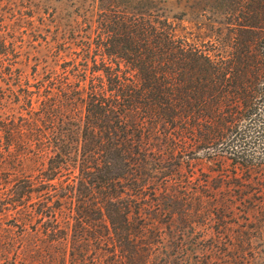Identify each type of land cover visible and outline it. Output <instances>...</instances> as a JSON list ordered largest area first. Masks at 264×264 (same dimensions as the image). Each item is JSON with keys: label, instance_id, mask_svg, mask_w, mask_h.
<instances>
[{"label": "trees", "instance_id": "obj_1", "mask_svg": "<svg viewBox=\"0 0 264 264\" xmlns=\"http://www.w3.org/2000/svg\"><path fill=\"white\" fill-rule=\"evenodd\" d=\"M96 2L45 37L0 0V264H257L264 0Z\"/></svg>", "mask_w": 264, "mask_h": 264}, {"label": "rangeland", "instance_id": "obj_2", "mask_svg": "<svg viewBox=\"0 0 264 264\" xmlns=\"http://www.w3.org/2000/svg\"><path fill=\"white\" fill-rule=\"evenodd\" d=\"M7 1V0H4ZM16 4L14 12L19 11L22 16L33 15L34 19L42 22L35 30H46L45 37L52 36L56 33L60 36L62 30H73L82 35L85 30H94V25H89L83 15L91 8L96 0H10ZM166 10L172 16L180 14L184 19H189L198 14V8H202L200 15L207 23L206 29L200 30H233L227 25L218 24L227 20L224 16L225 4L228 5L230 0H164ZM3 5V4H2ZM11 5L3 7L6 19L11 18ZM18 10V11H16ZM46 23L47 25H45ZM184 25H190L183 22ZM201 27V26H200ZM207 27L209 29H207ZM193 29V26H192ZM20 30H25L21 28ZM65 45H67L65 43ZM217 167L214 163L205 161H195V169L204 174H213ZM261 256L257 264H264V228L262 235L255 241ZM259 243V244H258Z\"/></svg>", "mask_w": 264, "mask_h": 264}]
</instances>
